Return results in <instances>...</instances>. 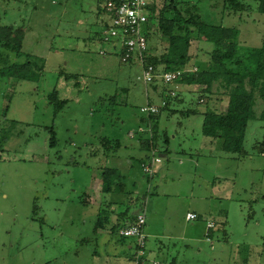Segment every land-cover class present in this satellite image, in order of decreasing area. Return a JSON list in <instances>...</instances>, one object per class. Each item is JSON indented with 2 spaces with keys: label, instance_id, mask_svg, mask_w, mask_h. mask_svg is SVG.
<instances>
[{
  "label": "rangeland",
  "instance_id": "obj_1",
  "mask_svg": "<svg viewBox=\"0 0 264 264\" xmlns=\"http://www.w3.org/2000/svg\"><path fill=\"white\" fill-rule=\"evenodd\" d=\"M180 1L196 4L208 24L234 28L242 45H261L264 15L254 1L244 0L243 13L224 10L223 0ZM97 6V0H0V37L7 25L23 26V55L45 62L37 81L0 77V264H133L134 246H127L134 241L110 230L113 214L125 210L145 215V248L161 264H264V155L253 149L264 137L260 102L243 155L202 135L203 114L225 111V102L201 96L203 87H179L178 100L150 121L140 109L160 106L169 88L145 86L141 67L122 63L102 41L108 17ZM159 35L150 39L155 55L165 49ZM196 37L193 30L191 69L205 66L212 48ZM6 54L9 62L24 59ZM54 91L66 101L62 109L49 101ZM151 123L153 151L138 144L149 138ZM152 159L160 163L149 176L142 164ZM105 168H117L121 190L101 192ZM103 203H112L110 223L95 231ZM187 213L198 218L187 221ZM207 221L226 239L221 230L206 239Z\"/></svg>",
  "mask_w": 264,
  "mask_h": 264
},
{
  "label": "trees",
  "instance_id": "obj_2",
  "mask_svg": "<svg viewBox=\"0 0 264 264\" xmlns=\"http://www.w3.org/2000/svg\"><path fill=\"white\" fill-rule=\"evenodd\" d=\"M97 1L98 13L105 12V7H101L100 2L104 1L105 5L109 0ZM252 1L257 5V12L264 15V0ZM149 3L148 16L154 24L151 26L153 33L147 36L148 55L145 57V63L151 65L157 73L191 69L188 63L192 59L189 49L193 30L196 32V39L210 43L212 48L205 66L197 67L196 72L185 73L178 81V85L203 87V89H197L200 90L202 97L209 99L215 96L216 100L225 102L224 112L211 110L203 114L201 133L206 138L217 140L222 151L243 155L245 153L243 149L245 131L248 122L256 116L254 108L257 101L261 104L258 119L264 124V36L259 47H247L237 40L234 28L212 25L203 21L198 14L196 4L180 0H163L161 7L158 8L155 1ZM223 9L231 13H243L249 10V6L244 3V0H223ZM6 28L9 33L0 37V77L39 80L44 68V59L28 54L23 55L21 51L24 38L23 26L7 25ZM157 31L165 41V49L159 55L153 54L150 46L151 36H154ZM6 52L12 53L17 58L24 57V59L21 62L16 59L9 62ZM157 84L158 82L151 87L155 89ZM171 98L178 100L176 92L174 96H170L167 91L166 95L161 98V103L164 104L159 106V111L162 108H168ZM49 101L58 109H62L66 104L65 100L58 99L56 91L49 95ZM194 113L196 112L193 110H187L183 114L188 116ZM157 115L148 117L151 121L156 119ZM149 127L150 137L147 141L144 140L147 144L143 147L153 151L156 149L154 142L156 126L151 123ZM105 143L109 148L119 147L118 141L105 139ZM253 149L264 155V137L262 141L253 144ZM144 165L142 164V169ZM101 177V192L104 195L112 193L114 189L121 190L118 187L121 185L122 176L117 169L105 168ZM111 204L103 203L99 207L95 231L105 229L110 223L109 214L112 212L109 207ZM135 218V216H129L128 210H125L117 214V219L110 230L117 234L120 229L131 226ZM217 230H221L222 239H226L224 229L217 227L216 224L208 229L205 234L206 238H211L210 232ZM120 240L126 239L120 238ZM262 246L264 247V236ZM131 257L134 261L135 252Z\"/></svg>",
  "mask_w": 264,
  "mask_h": 264
},
{
  "label": "built area",
  "instance_id": "obj_3",
  "mask_svg": "<svg viewBox=\"0 0 264 264\" xmlns=\"http://www.w3.org/2000/svg\"><path fill=\"white\" fill-rule=\"evenodd\" d=\"M147 0H109L105 3V14L108 17L106 30L103 33L102 41L110 43L117 51L122 63L138 64L142 69L141 79L145 86L155 85L156 82L168 87L169 95L174 96L178 90V81L187 72H196L197 68L182 69L174 72L157 73L155 69L145 63L148 55V38L153 33L154 22L149 20ZM199 102H203L201 99ZM164 103L162 102L161 105ZM142 113L155 115L159 111V106L147 104L140 109ZM159 162V159H152L149 165L143 166V171L149 176L152 175L151 165ZM186 220H196L198 216L194 213H187ZM145 225V215L139 213L134 223L118 231L120 238L132 239L134 241L135 259L133 264H140L146 255V236L143 232ZM212 222H207L206 228H213ZM149 264H161L157 260H150Z\"/></svg>",
  "mask_w": 264,
  "mask_h": 264
},
{
  "label": "crops",
  "instance_id": "obj_4",
  "mask_svg": "<svg viewBox=\"0 0 264 264\" xmlns=\"http://www.w3.org/2000/svg\"><path fill=\"white\" fill-rule=\"evenodd\" d=\"M205 62H206V61H205ZM179 87H180V89H181V88H183V87H185V86H181V85H180ZM194 87L198 88L199 86H194ZM225 109H226V104H225ZM147 129H148V130H146L147 132L143 130L142 133H144V132H146L147 134L150 133V127H149V126H148ZM140 132H141V131H140ZM148 135H149V134H148ZM133 136H134V135L131 136V134H130V137H133ZM149 137H150V135H149ZM144 138H145V137H141V138L139 137V138H138V144H140L141 146H146V144H147V143L144 141ZM146 138H148V136H147ZM154 138H155V141H156V134H155ZM207 139L210 140V141H207V142H209L211 145L214 143V142H212V141H214V140H211V139H209V138H207ZM155 141H154V142H155ZM167 141H168L167 138H165V143H166V144H167ZM155 144H156V143H155ZM219 148H220V145H219ZM166 151H167V148H166ZM157 163H160V161L157 162ZM115 169H117V168H115ZM113 215H114V220H113V221L115 222L116 219H117V214H113ZM207 222H211V221H207ZM212 223H213V222H212ZM206 224H207V223H206ZM213 224H214V223H213ZM207 231H208V230H207V228H206L205 234L207 233ZM143 232H144V231H143ZM214 232H215V231H214ZM144 234H145L146 239H147L148 234L145 233V232H144ZM210 234L213 236V231H211ZM151 235H153V234H151ZM204 236H205V235H204ZM212 236H211V238H212ZM205 238H206V236H205ZM206 239L210 240V238H206ZM133 246H134V245H129V246H127V248H128V249H131V248H133ZM150 260H154V258L152 257V254L149 253V251L146 249V255H145V257L140 261V264H147V263L149 264V261H150Z\"/></svg>",
  "mask_w": 264,
  "mask_h": 264
}]
</instances>
